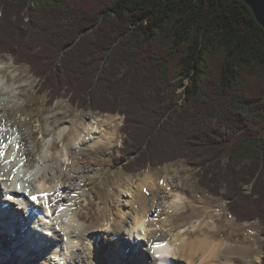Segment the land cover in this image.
<instances>
[{
  "label": "trees",
  "instance_id": "16d2710c",
  "mask_svg": "<svg viewBox=\"0 0 264 264\" xmlns=\"http://www.w3.org/2000/svg\"><path fill=\"white\" fill-rule=\"evenodd\" d=\"M50 1L0 0V55L27 65L49 103L123 116V171L177 160L197 169L232 217L258 222L264 251V29L249 8Z\"/></svg>",
  "mask_w": 264,
  "mask_h": 264
},
{
  "label": "bare ground",
  "instance_id": "6f19581e",
  "mask_svg": "<svg viewBox=\"0 0 264 264\" xmlns=\"http://www.w3.org/2000/svg\"><path fill=\"white\" fill-rule=\"evenodd\" d=\"M33 85V77L18 68L12 58L0 56V143L3 145L0 147L3 152L0 190L20 192L21 204L15 212L23 211L21 219L13 221L14 225L9 219L0 218V243L7 245V254L0 255V264H26L37 258L32 255L34 251L41 257L46 255V249L53 251L52 260L57 262L64 257L67 264H94V259L83 260L81 246L83 237L88 235L96 242V236H92V226L83 220L81 211L77 212L76 202L86 195L83 190V179L89 169L86 154L102 144L110 151L119 147L120 119L106 115L88 124H76L77 120L72 118L75 109L64 100H56L43 125L39 151L34 139L29 140L26 134L29 125L21 121L6 122V117L23 102L21 91L30 90ZM60 117L66 120L58 123ZM14 130L19 134V142L12 139ZM65 137L69 142L64 141ZM12 140L20 149L16 150L17 145H12ZM55 141L61 144L57 153L52 151ZM70 143L76 148L71 149ZM160 182L150 174L144 175L135 186L127 182L130 193L126 206L131 224L136 228V233L128 234L130 237L135 234L144 243L142 247L136 244L128 250V241L120 239L122 230L110 225L111 236L124 245L123 257H129L132 264H232V259L218 256L224 241L210 239L217 220H223L224 211L200 196L186 195L169 186L167 181ZM5 196L0 194L1 203L7 201ZM33 196L36 200H31L33 205L27 208L28 199ZM186 202L196 204L201 211L191 226L192 231H201L195 239L188 237L189 228L174 232L170 221V216L184 209ZM10 206L14 208L12 203ZM210 208L211 213H208ZM33 214L40 216L33 218ZM224 220L228 223V218ZM63 245L68 254L61 249ZM95 248L99 250L97 257L100 253L107 254L100 241Z\"/></svg>",
  "mask_w": 264,
  "mask_h": 264
},
{
  "label": "rangeland",
  "instance_id": "374dc122",
  "mask_svg": "<svg viewBox=\"0 0 264 264\" xmlns=\"http://www.w3.org/2000/svg\"><path fill=\"white\" fill-rule=\"evenodd\" d=\"M45 2L51 3L50 0H36L37 4ZM0 56H8L12 58L11 56L5 54ZM15 64L18 68L25 70L33 77L34 85L30 90L21 91V98L24 103L21 102L20 106L15 109L14 113L6 117V122L21 121L27 126L29 125L26 134L28 138H30L29 140L34 139L33 141L37 144L39 151H41L42 129L46 122L47 115L52 110L53 102L49 103L46 95L39 93L40 82L33 76L28 66L17 63ZM184 83H187V81L185 80ZM181 91V89L178 90V92ZM60 99L66 101L75 109L72 113V118L73 120H77L76 124H88L93 120L104 119V116L106 115L117 116L118 119H120L118 137L120 140L119 147L110 151L106 145L102 144L98 145L95 149L86 154V159H89V169L83 179V190L86 192V195L76 202V209L79 213L81 211L80 214L83 216V220L92 226V236H96V242L88 235L83 237V243L81 246L83 251H81V254L84 261L94 259V264H132L129 257H123L122 255L124 245L120 243L121 241L117 242L115 240L116 238L111 236L110 225H114V228L122 230L120 239L125 238L124 240L128 241V244H130V248L128 250L133 249V246L136 244L137 246L142 247L141 244L144 243V240H139V237L135 234L133 237H130L128 234L136 233V228L131 224V216L127 210L128 206H126V200H129L130 193L127 182H130L133 186H135L140 182L144 175L150 174L158 182L167 181L169 186L182 190L186 195L200 196L204 198L206 202L210 203L211 206H219V208L224 211L223 220H217L216 228L210 233V239L214 241H224V245L218 254L220 258H230L233 260L232 264H261V259L264 256L261 226L256 221L251 223L239 222L232 217L227 211L225 201L220 198L210 196L206 191L199 187L197 169L190 167L185 161L177 160L163 166L148 168L135 173H127L123 171L121 164H114V160L116 157L120 156L121 148L123 146L124 137L120 131V127L123 123V116H120L118 113L100 114L98 112L83 110L75 105H72L68 98L62 97L57 100ZM64 120L66 119L60 117L58 119V123H61ZM11 136L12 139H15V141L18 139L19 142V134L15 130ZM64 141L66 143L69 142L67 137L64 138ZM74 146L76 148V145L70 143L69 147L74 149ZM18 149H20V147ZM60 149L61 144L58 141H55L52 146L53 153L59 152ZM245 154L246 156L250 154V147H245ZM51 163L54 162L52 161ZM211 210V208L208 209V213H211ZM200 214L201 211L196 204L186 202L184 209L178 213H173L170 216L173 231L176 232L183 227H186L187 229L189 228L187 231L190 230L188 232V237L190 239H195L198 235L200 236L201 231L197 230L194 232L191 229V226ZM162 218H164V216H162ZM227 218L228 223L224 220ZM99 241L104 245V248L107 249V254L100 253V256L97 257L99 250H97L95 246L96 243H99ZM6 247L7 245L5 243H0L1 256L7 254L5 249ZM65 248V245H63V248L61 247V249L67 253L68 250L67 248L65 250ZM44 252H46V255L40 257V255L34 251L32 255L38 259L36 258L32 261L29 260L31 262L28 261L25 263L55 264L56 262V264H67V258L64 260L63 257V259L61 258V260L57 262L52 260L51 253L53 251H48L46 249Z\"/></svg>",
  "mask_w": 264,
  "mask_h": 264
},
{
  "label": "water",
  "instance_id": "95a60500",
  "mask_svg": "<svg viewBox=\"0 0 264 264\" xmlns=\"http://www.w3.org/2000/svg\"><path fill=\"white\" fill-rule=\"evenodd\" d=\"M251 11L257 24L264 29V0H239Z\"/></svg>",
  "mask_w": 264,
  "mask_h": 264
},
{
  "label": "snow or ice",
  "instance_id": "6c2138e0",
  "mask_svg": "<svg viewBox=\"0 0 264 264\" xmlns=\"http://www.w3.org/2000/svg\"><path fill=\"white\" fill-rule=\"evenodd\" d=\"M2 146H3L2 143H0V147H2ZM16 147L19 148V145H17ZM2 155H3V152L0 151V156H2ZM12 158L15 159V156H13ZM13 172H15V169H13ZM17 187L19 188L20 186L18 185ZM31 198H32V200H36L35 196H33ZM9 199H11V197H9ZM155 247H160V245H156ZM157 259H160V257L157 256Z\"/></svg>",
  "mask_w": 264,
  "mask_h": 264
}]
</instances>
